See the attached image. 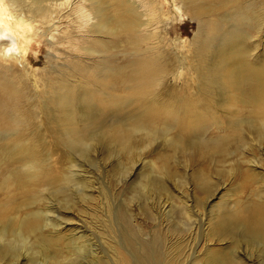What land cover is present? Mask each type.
I'll list each match as a JSON object with an SVG mask.
<instances>
[{
  "label": "rangeland",
  "instance_id": "rangeland-1",
  "mask_svg": "<svg viewBox=\"0 0 264 264\" xmlns=\"http://www.w3.org/2000/svg\"><path fill=\"white\" fill-rule=\"evenodd\" d=\"M153 1L161 8L152 16L155 21L159 17L162 56L142 97L155 112L142 125L136 119L141 97L131 78L119 74L121 69L130 73L135 58V49L122 37L90 32L86 46L94 52L84 51L79 20L75 14L67 19L71 12L65 11L60 42L50 43V34H35L29 42L23 62L44 93L37 110L25 95L26 108L36 116L25 131L27 142H38L40 156L72 181L62 192L46 185L37 193L43 199L38 205L47 225L44 234L60 236L59 250L23 249L19 261L0 252V264H212L214 252L239 254L245 264L261 263L252 241L238 230L221 236L215 223L221 211L241 209L257 194L264 198V136L241 124L256 116L242 103L247 93L241 84H231L220 55V41L230 39L227 51L242 52L254 67L264 65V0H235L231 5L207 0L210 13L199 19L180 0ZM202 23L203 35L212 45L214 41L205 58L194 46ZM66 25L75 40L72 50L62 33ZM51 86L57 93L70 87L77 99L76 118L66 129L58 124L64 118L54 114V103L44 106ZM182 104L192 114L201 110L206 138L232 137L225 153L205 150L187 135ZM172 113L180 121L170 118ZM117 130L124 131L125 140L116 138ZM1 183L0 177V206L7 201ZM234 239L240 243L233 244Z\"/></svg>",
  "mask_w": 264,
  "mask_h": 264
},
{
  "label": "bare ground",
  "instance_id": "bare-ground-1",
  "mask_svg": "<svg viewBox=\"0 0 264 264\" xmlns=\"http://www.w3.org/2000/svg\"><path fill=\"white\" fill-rule=\"evenodd\" d=\"M139 1L142 0H0V167H4L0 171V177L1 186L7 192L4 196L7 201L0 206V252L13 254L16 261L21 259L23 249L28 253L31 250L37 253L49 247L58 248L60 236L47 238L44 234L47 225L43 226L44 211L38 205L43 199L39 198L37 193L46 185L59 188L58 190L62 192L65 190V183L70 179L52 169L47 160L40 156L41 146L38 142H27L25 131L30 128V123L36 116L33 111L26 108L25 95H30V104L34 110H37L41 107L38 100L44 93V90L41 92L37 89V80L31 77L34 72L30 71L23 62L27 56L29 42L33 41L35 34H50L48 39L50 43L60 42L61 39L57 36L65 11L71 12L67 19L75 14L79 20L82 38L80 41H84V45L80 48L84 51L94 52L86 46L91 40L90 32L102 35L103 38L122 37L135 49L133 54L135 58L131 62L133 65L131 72L121 69L119 74L131 78L133 91L141 97L138 99L142 101V108L139 110L141 113L136 119L142 125L149 121V117L155 112L152 104L142 97L149 90L147 88L149 75H152L154 67L159 65L162 56L159 49L160 31L156 25L157 22L159 23V17L156 22L152 16V13H157L161 8L159 9L153 0H143L142 4ZM180 2L192 18L199 19L210 13L207 0H180ZM235 3V0L224 1L226 5ZM202 25H200V33L194 40V46L197 55L205 58L208 50H212L214 41L212 45L206 35H203L206 25ZM217 30H219L218 25ZM62 33L65 34L69 48L72 50L75 47L72 29L66 25V30ZM222 40L220 55L226 59L227 76L231 84L234 81L241 84L242 93H247V98H241V101L247 106L248 113L256 116L242 121L241 124H250L249 127L260 133L259 136H264V65L257 68L247 63L242 52L226 50L227 44L231 42L230 39ZM95 42L97 43V40ZM98 44L104 46L102 41ZM204 61L202 60V63ZM45 78L46 76L43 78L44 81ZM52 88L54 89L52 95L50 94L45 100L44 106L47 108L51 102L54 103L56 112L54 114L64 118L58 124L66 129L76 118L77 111L75 112L73 106L77 99L70 87H67L64 93H57L55 88ZM114 103V99L108 101L110 106ZM188 107V104L181 105L183 128L186 127L185 130L189 133L187 135L195 137V143L205 150H211L216 154L225 153V145L232 137L231 139L228 136L218 139L206 138L205 120L200 114L201 110L195 109L192 114ZM26 112L29 114L27 115ZM169 117L180 121L176 113L170 114ZM115 133L117 139L126 138L122 130H117ZM10 165L12 168L7 172L6 168ZM14 190L18 194L12 195ZM215 227L221 236L230 232L232 235L238 230L241 236L256 245L254 256L258 257L260 264H264L262 261L264 256L261 257L256 253L264 252V198L261 195L257 194L256 200H247L241 209L218 213ZM236 243L240 242L234 239L233 244ZM243 253L249 257L247 249H244ZM212 258V264H245L239 254L219 255L214 252ZM56 264H64V262L58 260Z\"/></svg>",
  "mask_w": 264,
  "mask_h": 264
}]
</instances>
